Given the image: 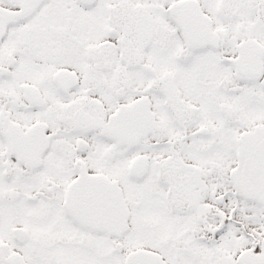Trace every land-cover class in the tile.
Masks as SVG:
<instances>
[{
    "label": "snow or ice",
    "instance_id": "snow-or-ice-1",
    "mask_svg": "<svg viewBox=\"0 0 264 264\" xmlns=\"http://www.w3.org/2000/svg\"><path fill=\"white\" fill-rule=\"evenodd\" d=\"M0 264H264V0H0Z\"/></svg>",
    "mask_w": 264,
    "mask_h": 264
}]
</instances>
